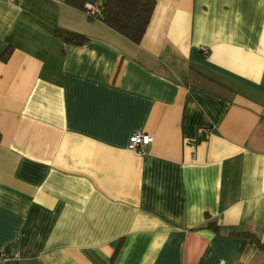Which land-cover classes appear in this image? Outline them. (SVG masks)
<instances>
[{
	"label": "crops",
	"instance_id": "0c3cea01",
	"mask_svg": "<svg viewBox=\"0 0 264 264\" xmlns=\"http://www.w3.org/2000/svg\"><path fill=\"white\" fill-rule=\"evenodd\" d=\"M246 233L264 242V0H156L139 43L67 0H0V250L264 264Z\"/></svg>",
	"mask_w": 264,
	"mask_h": 264
},
{
	"label": "trees",
	"instance_id": "16d2710c",
	"mask_svg": "<svg viewBox=\"0 0 264 264\" xmlns=\"http://www.w3.org/2000/svg\"><path fill=\"white\" fill-rule=\"evenodd\" d=\"M96 0H67V3L77 9L86 12V3ZM156 0H104L103 18L101 19L109 27L122 34L134 43H139L150 23ZM89 17V16H88ZM89 19L93 20L92 17ZM56 36L67 43L82 45L88 41V36L66 29L57 27ZM10 49H7L2 58L7 60L10 55ZM209 227L217 230L213 223L208 224ZM251 236V240L264 249L262 242L256 235L246 233Z\"/></svg>",
	"mask_w": 264,
	"mask_h": 264
},
{
	"label": "built area",
	"instance_id": "2783aa9c",
	"mask_svg": "<svg viewBox=\"0 0 264 264\" xmlns=\"http://www.w3.org/2000/svg\"><path fill=\"white\" fill-rule=\"evenodd\" d=\"M14 2H19L20 0H12ZM103 5L104 0L89 1L86 3V13L89 17L93 19L103 18ZM206 131L202 128L200 134ZM208 136V134H206ZM154 140L153 135L144 131H136L130 136L129 148L139 153L145 154L148 145H150ZM24 264L22 257L18 252L15 251H3L0 250V264Z\"/></svg>",
	"mask_w": 264,
	"mask_h": 264
}]
</instances>
